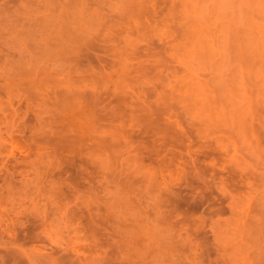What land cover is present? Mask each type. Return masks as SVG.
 Segmentation results:
<instances>
[{
    "label": "rangeland",
    "instance_id": "rangeland-1",
    "mask_svg": "<svg viewBox=\"0 0 264 264\" xmlns=\"http://www.w3.org/2000/svg\"><path fill=\"white\" fill-rule=\"evenodd\" d=\"M99 1L0 4V264H264V0ZM59 89L109 120L72 134Z\"/></svg>",
    "mask_w": 264,
    "mask_h": 264
},
{
    "label": "bare ground",
    "instance_id": "bare-ground-1",
    "mask_svg": "<svg viewBox=\"0 0 264 264\" xmlns=\"http://www.w3.org/2000/svg\"><path fill=\"white\" fill-rule=\"evenodd\" d=\"M0 1H2V0H0ZM5 1H6V0H5ZM5 1H3V2H5ZM68 1H69V0H68ZM82 1H84V0H82ZM82 1L80 0V2H82ZM85 1H86V0H85ZM98 1H99V0H98ZM100 1H102V0H100ZM100 1H99V2H100ZM3 2H2V3H3ZM66 2H67V0H66ZM93 2H94V1H93ZM95 2H96V1H95ZM2 3H0V4H1V6L3 7V10H4V7H5V5H6V2H5V4L3 3L4 6L2 5ZM41 3H42V2H41ZM41 3H40V4H41ZM46 3H47V2H46ZM46 3H44V4H46ZM40 4H39V5H40ZM44 4H43V5H44ZM82 4H83V3H82ZM41 5H42V4H41ZM43 5H42V7H44ZM63 5H64V4H63ZM75 5H76V4H75ZM75 5H74V6H75ZM101 5H102V4H101ZM142 5H143V4H142ZM142 5H141V6H142ZM60 6H62V5L60 4ZM89 6H90V5H89ZM139 6H140V5H139ZM139 6H138V7H139ZM37 7H38V6H37ZM58 7H59V6H58ZM79 7H80V6H79ZM82 7H83V6H82ZM142 7H144V5H143ZM59 8H60V7H59ZM63 8H64V6H63ZM93 8H94V7H93ZM93 8H92V9H93ZM85 9H86V8H85ZM94 9H95V8H94ZM137 9H138V11H139L138 13H137ZM140 9H141V8H140ZM1 10H2V9H1ZM1 10H0V11H1ZM59 10H60V9H59ZM61 10H63V9H61ZM67 10H68V8L66 9V11H65V8H64V11H65L64 14H65V16L67 17L65 22L67 23L66 25H69V27L72 28V29H74L75 27H83V26H87V27L90 26V28H92V27L96 24V22H97V21L99 22V20H100V15L97 14V12H96L95 10H89V9H87L86 11H85V10L81 11V9H80V8H77V7H76L75 9L72 8V10H70V11H67ZM143 10H146V8H145V9L142 8L141 11L139 10V8H136V13H137V15H138V16H142V17H144V14H149V13H147V10H146V11H143ZM148 10H149V9H148ZM59 12H60V11H58V13H59ZM61 12H62V11H61ZM66 12H67V15H66ZM131 12H132V11H131ZM131 12H130V10H129V12H127L126 15H125V11L123 12V15H121L122 13L120 12V15H121V17H122V16L125 17V16H128L127 14H131ZM140 12H141V13L143 12V13H142L143 15H142V14L139 15ZM145 12H146V13H145ZM58 13H57V14H58ZM133 14L135 15V13H132V14H131L132 17L134 16ZM59 15H60V14H59ZM59 15H58V16H59ZM61 15H62V14H61ZM61 15H60L59 17H61ZM120 15H119V16H120ZM131 15H130V16H131ZM56 16H57V15H56ZM62 17H63V16H62ZM117 17H118V16H117ZM117 17H116V16L113 17V19H115V18H116V19H115V20L112 19V21H114V23H116L115 21H117V23H119V22L121 21V24H118V25H119V28L121 29L122 23H124V25H123V27H124V26L126 25L125 22H126L127 20H129V19H128V17H125V19H124V17H122V18H123V19L121 18V19L123 20V21H122L121 19H120V20L118 19L119 17H118V18H117ZM132 17H131L130 21L132 20ZM56 18H57V17H55V19H56ZM106 18H107V17H106ZM126 18H127V20H126ZM58 19H59V18H58ZM58 19H56V20H58ZM117 19H118V20H117ZM45 20H46V19H45ZM45 20H44V22H45ZM62 20H63V18L60 20V23H61ZM108 20H109V19H108ZM125 20H126V21H125ZM134 20H135V19H134ZM134 20H133V21H134ZM106 21H107V20H106ZM110 21H111V19H110ZM130 21H129V24H130V23H134V22H130ZM56 22H57V21H56ZM46 23H47V21H46ZM109 23H110V25L108 24V25H109L108 27L111 29L110 31L113 32L115 26L117 25V23L114 24L115 26L113 25L112 22H109ZM56 24H59V23H56ZM105 24L107 25L106 22H105ZM129 24H128V22H127V25H126L125 27H128ZM134 24H135V23H134ZM59 25H60V24H59ZM61 25H62V24H61ZM99 25H100V24H99ZM103 25H104V24H103ZM103 25H101V26H103ZM111 25H112V26H111ZM130 25L132 26V24H130ZM48 26H49V25H48ZM56 26H57V25H56ZM95 26H96V25H95ZM104 26H105V25H104ZM113 26H114V28H113ZM57 27H58V26H57ZM60 27H62V26H60ZM87 27H86V29H87ZM106 27H107V26H106ZM106 27H103V28H106ZM108 27H107V28H108ZM111 27H112V28H111ZM129 27H130V26H129ZM129 27H128V28H129ZM50 28H51V26H50ZM55 28H56V27H55ZM58 28H59V27H58ZM109 28H108V29H109ZM131 28H132V27H131ZM38 29H39V28H37V30H38ZM76 29H77V28H76ZM78 29H80V28H78ZM83 29H84V28H83ZM108 29H107V30H108ZM112 29H113V30H112ZM129 29H130V28H129ZM49 30H50V29H49ZM51 30H52V29H51ZM57 30H58V29H55L54 31L57 32ZM84 30H85V29H84ZM87 30H88V29H87ZM90 30H91V29H90ZM101 30H102V29H101ZM126 30H127V29H126ZM41 31H43V29H41ZM41 31H40V32H41ZM58 31H59V30H58ZM73 31H75V29H74ZM78 31H79V30H78ZM108 31H109V30H108ZM127 31L130 32L129 30H127ZM76 32H77V30L75 31V33H76ZM80 32H81V31H80ZM92 32H93V31H92ZM95 32H96V31H95ZM100 32H101V31H99V34H97V36L99 35V36L101 37ZM103 32H105V31L103 30ZM103 32H102V33H103ZM36 33H37V32H36ZM51 33H52V32H51ZM58 33H60V31H59ZM84 33H85V32H84ZM39 34H40V33H39ZM55 34H56V33H55ZM55 34H52V35H55ZM78 34H79V32H78ZM106 34H107V33H106ZM82 35H83V33H82ZM88 35H89V34H88ZM108 35H110V34L108 33ZM120 35H121V34H120ZM46 36H47V35H46ZM58 36H59V34H58ZM58 36H57V37H58ZM60 36H61V35H60ZM76 36H77V34H76ZM78 36H79V35H78ZM80 36H81V35H80ZM90 36H91V34H90ZM97 36H96V39L92 38V41H90V42H92V45H93V47H91V49H92V48L94 49V47H95L94 52L91 51L90 48L88 49V50H90V51L93 52V53H95V51L101 52L102 49H103V48L101 49V46H102V45L100 46V45L97 44V45H98V46H97L96 43L94 42V41H100V42H101V40L97 39V38H98ZM43 37H44V35H43ZM51 37H52V36H51ZM62 37H63V36H62ZM62 37H61V38H62ZM102 37H103V36H102ZM107 37H108V36H107ZM107 37H104V39H105V38L107 39ZM49 38H50V37H49ZM52 38H53V37H52ZM58 38H59V37H58ZM108 38H109V37H108ZM113 38H114V40H115V39L117 38V36H116V38H115V37H113ZM40 39H41V38H40ZM45 39H46V38H45ZM59 39H60V38H59ZM63 39H64V38H63ZM90 40H91V39H90ZM93 40H94V41H93ZM112 40H113V39H112ZM114 40H113V41H114ZM39 41H40V40H38V42H39ZM51 41H52V39H51ZM66 41H68V39H67ZM104 41H107V40H104ZM108 41L110 42V39H109ZM61 42H62V40H61ZM69 42H70V46H71V47L73 46L74 48L76 47L77 44H79L78 41L75 40V37H74V41H71V38H70V41H69ZM86 42H87V41H86ZM93 42H94V43H93ZM115 42H116V40H115ZM102 43H103V42H102ZM106 43H107V42H106ZM88 44H89L88 47L92 46L91 43H89V41H88ZM88 44H87V45H88ZM94 44H95V46H94ZM42 46H43V45H42ZM58 46H59V45H58ZM40 47H41V46H40ZM52 47H54V46H52ZM88 47H87V48H88ZM97 47H98V48H97ZM102 47H103V46H102ZM47 48H48V46H47ZM47 48H46V49H47ZM49 48H50V46H49ZM58 48H59V47H58ZM66 48H67V47H66ZM68 48H69V47H68ZM76 48H77V47H76ZM104 48H105V47H104ZM69 49H71V48H69ZM97 49H99L100 51L97 50ZM50 50H51V49H50ZM85 50H86V49H85ZM85 50L82 49V50L79 51V52H83V51H84V52H87V51H85ZM104 50H105V49H104ZM104 50H103V51H104ZM39 51H40V49H39ZM45 51H47V50H45ZM52 51H54V50L52 49ZM103 51H102V52H103ZM84 52H83V53H84ZM106 52H107V51H106ZM45 54H46V53H45ZM51 54H52V53H51ZM64 54H65V53H64ZM84 54H85V53H84ZM104 54H105V51H104ZM106 54H107V53H106ZM55 55H56V54H55ZM88 55H89V53L87 52V55L85 54V56H84V57L87 56V57H86V60H87V58H88ZM41 56H42V55H41ZM44 56H45V55H44ZM47 56H49V55H47ZM47 56H45V57H47ZM79 56H80V55H79ZM82 56H83V55H82ZM94 56H95V55H94ZM94 56L92 57V53H90V57H92V58L95 59ZM96 56H97V55H96ZM80 57H81V56H80ZM84 57H81V58H84ZM90 57L88 58V60L90 59ZM111 57H112V56H111ZM114 57H115V56H114ZM57 58H58V57H57ZM64 58H65V57H64ZM71 58H72V56H71ZM92 58L90 59L91 61H92ZM97 58H98V56H97ZM102 58H103V57H100V59H98V61L101 60V61L99 62L100 64L103 63V64L106 65L108 62L111 61V60H110V61H107V62H106V61H104V59H102ZM52 59H54V57H53ZM74 59H75V58L72 59V62H73V63H74ZM79 59H80V58H79ZM115 59H116V57H115ZM47 60H48V59H47ZM67 60H69V59H66V64H67ZM86 60H85V61H86ZM57 61H58V59H57ZM57 61H56V62H57ZM62 61H63V58H62ZM82 61H83L82 59H80V62L77 61V60L75 61V62H76V63H75V64H76V69H77V66H78V67L82 68V70H83V68L85 67L84 69L86 70V66H85L84 64H83L84 67H81V66H82L81 64L83 63ZM118 61H119V60H118ZM70 62H71V59H70ZM78 62L81 63V64L79 65ZM96 62H97V61H96ZM105 62H106V63H105ZM119 62H120V64H122L121 61H119ZM58 63H62V62L59 61ZM90 63H92V62H90ZM99 63H98V64H99ZM51 64H52V63H51ZM68 64H69V63H68ZM68 64H67V65H68ZM75 64H74V66H75ZM120 64L118 63L119 67L122 69L123 66L120 65ZM62 65H63V64H62ZM71 65H72V64H71ZM108 65H112V66H113V59H112V61H111V64H108ZM52 66H54V63H53ZM55 66H56V64H55ZM121 66H122V67H121ZM64 67H65V66H64ZM70 67H71V66H70ZM107 67H108V66H107ZM110 67H111V66H109L108 68H110ZM55 68H57V67H55ZM59 68H60V67H58L57 69L59 70ZM73 68H74V67H73ZM88 68H89V66L87 67V69H88ZM100 68H101V67H100ZM111 68H112V67H111ZM112 69H113V68H112ZM112 69H111V71H112ZM123 69H124V68H123ZM123 69H122V70H123ZM60 70H62V72H66V73L69 74V72H67V70H65V69L63 70V67H62ZM104 70H105V68H104ZM117 70L119 71V69H117ZM1 71H2V72H1ZM1 71H0V72H1V73H0V78L3 77V71H4V70L2 69ZM55 71H56V70H55ZM73 71H74V70H73ZM73 71H72V72H73ZM78 71L80 72L81 69L79 70V68H78L76 71H74L76 74H80V75H77V77H78V76H81V75L83 76V74L86 73V72H85V73H81V72L79 73ZM86 71L88 72V70H86ZM89 71H90V70H89ZM101 71H102V70H101ZM107 71H110V69H109V70L107 69ZM57 72H58V71H57ZM74 72H73V73H74ZM82 72H83V71H82ZM116 72H117V71H116ZM60 73H61V72H60ZM70 73H71V72H70ZM102 73H103V72H102ZM104 73H105V72H104ZM104 73H103V75H106V74H104ZM108 73H109V72H108ZM111 73H112V72H111ZM56 74H58V73H56ZM63 74H64V73H63ZM76 74H75V75H76ZM119 74H120V73H119ZM123 74H125V75H123ZM75 75H73V76H75ZM85 75H86V74H85ZM85 75H84V76H85ZM103 75H102V76H103ZM109 75H110V74H109ZM120 75H122V76L124 77V76H126V72H125V73H122V72H121ZM120 75H118V80L121 78ZM50 76H51V75H50ZM61 76H63V75H61ZM64 76H65V75H64ZM82 76H81V77H82ZM86 76H87V75H86ZM86 76H85V77H86ZM106 76H107V75H106ZM57 77H58V76H57ZM75 77H76V76H75ZM75 77H74V78H75ZM88 77H90V76H88ZM91 77H92V76H91ZM96 77H97V76H96ZM109 77H110V76H109ZM119 77H120V78H119ZM48 78H51V77H48ZM63 78H64V77H63ZM92 78H93V77H92ZM98 78H99V76H98ZM100 78H103V77H100ZM113 78H114V77H113ZM78 79H79V78H78ZM83 79H84V77H83ZM83 79H80L79 81H82ZM85 79H86V78H85ZM88 79H89V78H88ZM90 79H91V78H90ZM90 79H89V80H90ZM93 79H94V78H93ZM114 79L116 80L117 77L114 78ZM121 79L123 80V78H121ZM68 80H69V78H68ZM94 81H95V80H94ZM66 82H67V81H66ZM83 82H86V81L84 80ZM87 82H88V81H87ZM96 82H97V81H96ZM96 82H95V83H96ZM118 82H119V81H118ZM90 83H91V82H90ZM90 83L88 82V83H86V84H85V83H83V84H85V86H86V85L89 86ZM92 83H93V81H92ZM97 83H98V82H97ZM112 83H113V82H112ZM113 84H114V83H113ZM64 85H65V84H64ZM68 85H69V84H68ZM68 85H66L65 88L69 87ZM102 85H103V84H102ZM62 86H63V85H62ZM71 86H72V85H71ZM93 86H94V85H93ZM96 86H97V85H96ZM96 86H95V87H96ZM55 87H56V86H55ZM58 87H59V86H58ZM63 87H64V86H63ZM83 87H84V86H83ZM89 87H90L91 89L94 88V87L92 88L91 85H90ZM98 87H100V85H98ZM98 87H97V88H98ZM102 87H103V86H102ZM102 87H100V88H102ZM59 88H60V87H59ZM69 88H70V87H69ZM75 88H77V87H75ZM79 88H80V87H79ZM55 89H56V88H54V91H56ZM57 89H58V88H57ZM83 89H84V88H83ZM85 89H86V88H85ZM91 89H90V90H91ZM110 89H111V88H110ZM62 90H63V89H62ZM62 90H60V89L58 90L59 93L61 92V93H60L61 95L59 94V95L57 96V99H56V100H58V101H55V100H54V102H55V103L57 102V103H56V105H55V103H54L53 106H55V107H56L57 105L59 106V109L62 111L60 114H62L63 111H67V115L70 114V115H68V116H70L69 118L71 119V117H72V118L74 117L75 120H76V122H78V123H77V125H76V124H75V125L70 124L71 126H74L75 129H73V127L68 126V124H69L70 121H71V123L74 124L75 121L72 122V119H71V120L68 119L69 122H68V124L66 123L67 126L65 127V125H61V124H60V121L58 122V118L62 119V117H61V116H60V117H57V118H56V119H57L56 122H58V123L60 124L61 127H57V128L54 127V128L57 129V130H58V128H59V131H60L59 134H61V133H62L61 131L64 130V128H66V130H68V131H67V134L70 135V134H71V131H72L71 129H70V131H69V129H68V128L70 127V128H72V129L74 130V131H72V134H75V133H76V134L78 135V133L82 132V131H80V132L77 131L78 129H76L75 126H78V125H79L80 128H82V130H83L84 127H86V129H87V128L90 129V131L87 130V132H91V128H94V126H96L95 124H97L98 121H99V122H101V121L105 122V121H106L105 119L110 118V117H107V116H108L107 114H105V115H103V116L101 115L102 113H104V109H105V108H104V106H103V108L101 107V101H104V99L101 100L102 98H99V96L97 97L96 95H94L95 99H96V98H99L98 100L96 99V101L101 100V101H99V102H100V103H99L100 105H98L97 102H96V104H95V102H94L93 99L91 98V97H92V94H90L91 92L89 93L88 91H86V93L88 94V95H87V94H84L85 91L83 90L84 92L82 91V92H80V94H79L78 90H76L77 92L74 91L75 94L71 92V95H69L70 92H67L68 94H66L65 92L63 93ZM65 90H66V89H65ZM94 90H95V89H94ZM98 90H99V89H98ZM52 91H53V90H52ZM54 91H53V93L57 95V94H58V93H56L57 91H56V92H54ZM68 91H72V89H71V90L68 89ZM107 91H109V90H107ZM0 92H1V93L3 92V86H2L1 84H0ZM99 92H101V91H98V93H99ZM1 93H0V94H1ZM51 93H52V92H51ZM76 93H78V95H77ZM82 93H83L84 95H83ZM73 94H74V95H73ZM94 94H95V92H94ZM101 94H102V92L100 93V97L102 96ZM108 94H109V93H108ZM110 94H111V93H110ZM82 95H83V96H82ZM89 95H90V96H89ZM98 95H99V94H98ZM105 95H106V94H105ZM111 95H112V94H111ZM51 96L53 97V94H51ZM84 96H85V97H84ZM87 96H88L89 98H88ZM52 97H51V98H52ZM106 97H107V96H106ZM49 98H50V97H49ZM49 98H48V99H49ZM53 98H56V97H53ZM53 98H52V99H53ZM90 98H91V99H90ZM0 100H1V98H0ZM50 100H51V99H50ZM1 101H2V103H3V100H1ZM1 101H0V104H2ZM52 101H53V100H51V102H52ZM88 101H89V103H91L92 101L94 102L93 104L91 103L92 107H93L94 105H95V106L97 105V106H100V107L102 108V110H103V112H102V110H99V111L97 110L98 113H100V111H101V114H100L101 118H100V116H98V114L96 113L97 111L94 110V112L96 111V112H95V114H97L96 116H98V117H97V120L95 121L96 123H94V119H93V118H90V114L88 113L89 108H90V107H89L90 105H88L89 103H87ZM90 101H91V102H90ZM52 103H53V102H52ZM102 103L104 104L105 102H102ZM48 104H49V103H48ZM50 104H51V103H50ZM109 104H110V103H109ZM51 106H52V104L50 105V107H51ZM95 106H94V107H95ZM106 106H107V104H106ZM108 106H109V105H108ZM92 107H91V108H92ZM94 107H93V109H94ZM51 108H53V107H51ZM57 108H58V107H56V109H54V108H53V109L56 111ZM3 109H4V108H3ZM93 109H92V111H93ZM95 109H96V108H95ZM106 109H107V107H106ZM4 111H5V110H4ZM57 111H58V110H57ZM105 111H106V110H105ZM2 112H3V111H2ZM3 113H5V112H3ZM53 113H54V112H53ZM65 113H66V112H65ZM105 113H106V112H105ZM110 113H112V112H109V114H110ZM6 114H7V113H6ZM17 114H18V113H17ZM56 114H57V112H56ZM71 114H73V115H71ZM62 115H64V113H63ZM110 115H111V114H110ZM110 115H109V116H110ZM6 116H7V115H5V117H6ZM17 116H18V115H17ZM17 116H16V117H17ZM56 116H59V115H56ZM104 116H106L107 118H106V117L104 118ZM2 117H3V115H2ZM102 117H103V119H102ZM112 117H113V115H112ZM0 119H2V118H0ZM65 119H67V118H65ZM99 119H100V120H99ZM112 119H113V118H111V120H112ZM2 120H3V119H2ZM4 120H5V119H4ZM73 120H74V119H73ZM104 120H105V121H104ZM108 120H109V119H108ZM65 121H66V120H65ZM112 121H113V120H112ZM3 122H4V121H3ZM76 122H75V123H76ZM103 122H102V123H103ZM108 122L111 123L110 121H108ZM6 123H7V122H6ZM106 123H107V122H106ZM3 124H4V123H3ZM99 125H100V124H99ZM99 125H97V127H98ZM62 126H63V128H62ZM99 127H100V126H99ZM99 127H98L97 129H95L97 132H98L101 128H103L102 125H101L100 128H99ZM104 127H105V126H104ZM111 127H112V126H111ZM111 127H110V128H111ZM5 128H6V127H5ZM61 129H62V130H61ZM84 129H85V128H84ZM79 130H81V129H79ZM95 130H93V131L95 132V135H96L97 133H96ZM103 130H106V129H103ZM17 131H18V130H17ZM76 131H77V132H76ZM73 132H74V133H73ZM87 132L85 131L84 133L87 134ZM94 132H93V133H94ZM99 132H101V130H100ZM64 133H66V131H64ZM69 133H70V134H69ZM57 134H58V133H57ZM59 134H58V135H59ZM76 134H75V135H76ZM65 135H66V134H65ZM65 135L63 134V136H65ZM68 135L65 136V139L70 137V136L68 137ZM75 135H74V137H76V138L79 137V135H78V137L75 136ZM80 135H81V134H80ZM83 135H84V134H83ZM88 136H90V134H88L87 137H88ZM91 136H92V135H91ZM71 137H73V136L71 135ZM92 137H93V136H92ZM95 137H96V138H95ZM95 137H93V138H95V139L97 140L96 144H95V141H93V140H91V141H89V142H92V141H93V143H94V147L97 145V146H96V150H97V147H98L99 149H101V145H102V144H99V142L102 143L103 140H104L105 138H103V139L101 140L100 137L97 139V137H98L97 135H96ZM11 138H12V136H11ZM63 138H64V137H63ZM85 138H86V137H85ZM90 138H91V137H90ZM70 139H71V138H70ZM73 139H74V140H73ZM73 139H71V140L75 141V138H73ZM78 139H79V138H78ZM87 139H88V138H87ZM95 139H94V140H95ZM6 140H7V139H6ZM71 140H69V141L72 142V143H76V142H73V141H71ZM80 140H82V139H80ZM80 140H78V142H79ZM83 140H84V139H83ZM100 140H101L102 142H101ZM4 141H5V140H4ZM86 142H87V141H86ZM2 143H3V138H2ZM79 143H80V142H79ZM79 143H78V144H79ZM104 143H105V142H104ZM104 143H103V144H104ZM98 144H99V145H98ZM1 145L3 146V144H1ZM73 145H75V144H73ZM85 145H86V144H85ZM2 146H1V147H2ZM80 146H81V145H80ZM86 146H87V145H86ZM99 146H100V147H99ZM103 146H104V145H103ZM103 146H102V149L104 148ZM73 147H75V146H73ZM87 147H88V151H89V146H87ZM92 147H93V146H92ZM76 148H77V147H76ZM93 149H94V148H93ZM90 151H91V150H90ZM91 152H92V151H91ZM3 178H4V177H3ZM133 222H134V220H133ZM139 225H140V224H139ZM135 226H136V225H135ZM125 227L127 228V226H125ZM136 227H138V226H136ZM131 228H132V227H131ZM76 229H78V228H76ZM134 229H135V228H134ZM129 230H130V229H129ZM76 231H77V230H76ZM143 231H144V230H143ZM143 231H142L141 235L143 234ZM135 232H136V230H135ZM135 232H133V233L131 232L132 235H134ZM138 232H139V231H138ZM127 233H128V232H127ZM129 233H130V232H129ZM131 233H130V234H131ZM137 234H138V233H137ZM126 235H127V234H126ZM143 235H144V234H143ZM143 235H142V236H143ZM128 236H130V235H128ZM139 237H140V236H139ZM143 238H144V236H143ZM149 238H150V237H149ZM132 239H133V238H132ZM145 239H146V238H145ZM145 239H144V240H145ZM147 239H148V238H147ZM140 240H142V238H141ZM144 240H143V241H144ZM146 241H147V240H146ZM148 241H149V240H148ZM136 243H137V242L135 241L134 244H132V245H137ZM144 243H146V242H144ZM139 245H140V243H139ZM141 245H142V244H141ZM145 246H146V245H145Z\"/></svg>",
    "mask_w": 264,
    "mask_h": 264
}]
</instances>
